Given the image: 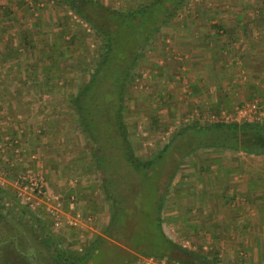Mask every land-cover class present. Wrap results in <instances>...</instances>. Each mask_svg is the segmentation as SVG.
<instances>
[{
	"label": "rangeland",
	"instance_id": "rangeland-1",
	"mask_svg": "<svg viewBox=\"0 0 264 264\" xmlns=\"http://www.w3.org/2000/svg\"><path fill=\"white\" fill-rule=\"evenodd\" d=\"M11 1V7L21 17L20 22L15 23L18 34L22 37L25 29H28L39 52L49 51L57 57L56 72L69 76L68 85L63 86V80L52 79L57 88L52 91L44 88L40 92L36 84L41 79L33 73L27 74L23 68L22 71L15 70L17 63L14 62L0 65V79L8 85L3 87L6 94H0V112L3 113L0 122L19 130L17 148H4L0 143V184L10 189L11 193L18 194L21 203L0 200V264H57L49 246L55 242L60 248L79 254L67 264H129L130 258L137 255L139 257L132 264H168L164 260L147 258L134 247L149 241V237L154 236V227L158 226L155 212L157 215L160 200L157 199L159 195L154 193L157 176L160 177L158 188L161 194L166 193L164 204L158 209L164 232L179 245L196 249L198 243L191 229L192 212H198V205L203 209L204 202L208 200L212 205L214 200L215 206L220 204L217 201H221V198L209 197L216 191L218 196V190L231 191L242 186L245 180L240 175H247L245 170L249 168L244 170L242 165L234 163L244 160L250 164L253 158L256 160L252 163L259 168L260 159L264 157L255 158L220 147L216 142L223 135H216L210 129L205 132L196 129L181 131L183 126L198 119L204 125L212 121L200 107L193 104L189 93L191 88L186 86L185 79L180 82L175 65H170L167 72L161 65L152 63L160 55L157 51L163 43L161 33L154 51L148 52L136 69V78L130 84L129 98L125 102L126 117L129 135L139 158L150 159L168 141L173 139V143L166 156L156 161L144 178L139 177L140 189L135 183L131 187L127 180L133 175L130 171L134 168L124 160L119 140L110 135L106 121L102 119L103 122L98 125L103 140L102 162L110 164L112 169L96 170L93 165V143L77 127L68 97L88 76L83 74L99 54L96 49L99 39L67 6L58 5L54 9L56 14L49 15L51 5L55 4L53 0ZM101 1L113 8L128 9L149 0ZM189 1L192 0L187 3ZM90 8L97 16L99 12ZM260 8L264 10V4ZM185 9H188L187 6L179 14L184 13ZM96 18H99V14ZM172 22L175 29L176 19ZM3 24L7 26L5 22ZM76 29H81L77 40L71 37ZM73 39L77 41V47L70 42ZM63 56L65 61L62 60ZM60 65H65L64 69ZM70 76L79 79L78 84ZM111 81L99 78L92 91V98L103 103L98 108L101 115L106 114L108 109L104 104L110 98L107 96L113 94V88H109ZM11 102L12 108L9 106ZM260 104L264 106V102ZM197 108L199 110L195 112ZM134 174L135 177L139 176L136 172ZM25 175L32 178L41 176L46 182L47 194L35 197L37 205L34 207L24 202L27 197H19V193L25 191L19 179ZM106 177L110 178L109 181L105 180ZM120 185L119 190L123 193L129 194L130 189L134 194L138 193L135 196L137 215L127 219L125 233L119 232L121 236L114 227L111 232L105 230L113 213L112 201L116 203L114 199L108 201V191L117 190ZM72 195L75 196L73 212L68 208ZM55 198L62 203L59 207L62 215L59 227L55 226L47 210L48 206L56 205ZM21 205L28 206L32 212L25 208L28 212L23 213ZM77 214L81 215L77 226H70L67 218ZM184 221L189 222L190 226ZM144 226H147V232L143 230ZM101 236L108 241L98 240L93 246L92 243ZM170 254L189 259L179 249L172 250Z\"/></svg>",
	"mask_w": 264,
	"mask_h": 264
},
{
	"label": "trees",
	"instance_id": "trees-1",
	"mask_svg": "<svg viewBox=\"0 0 264 264\" xmlns=\"http://www.w3.org/2000/svg\"><path fill=\"white\" fill-rule=\"evenodd\" d=\"M11 2V0H0V65L14 62L17 63V66L14 68L15 70L23 68L25 73L30 75L33 73L34 76L41 79L36 84L40 92L44 91V88L50 91L53 88H57L54 87L52 79H57L58 81L63 80V86L68 85L67 78L69 75L67 73L58 74L56 72L55 64L57 57L49 51L39 52V49L32 41L33 38L28 29H25L22 37L18 34L19 31L15 28V23H19L21 17L16 15V10L11 7ZM53 2L55 4H52L53 6L51 5L49 15L51 13L56 14L54 10L56 6L59 5L64 8L67 6L82 23L87 25L86 27H89L94 32L97 39H99L96 41V49L99 51V54L95 62L92 65H88L90 73H87L88 70L84 72L83 76H88L85 77L86 79L81 85H78L77 90L72 92L68 97L71 112L76 117L75 122L77 127L83 130L89 137L91 143H93V165L96 170L107 171L109 168L112 169L110 164L102 162L103 140L98 125L103 122L102 119H105L110 135H113L120 142L124 153V160L131 168H134L130 171L133 175L127 180L130 182L129 186L132 187L135 183L139 188V177L144 178V175L149 169H152L151 167L154 166L156 161L162 160L166 156L173 143V139L168 141L154 157L150 159L139 158L129 135L125 102L129 98L130 84L136 78V69L141 65V60L148 52L154 51L155 43L163 27L169 25L171 20L179 14V11L183 7H188V0H149L139 2L137 7L128 9L113 8L105 5L101 0H53ZM90 7L99 12V18H96L98 17L97 13V16L93 15L94 13L91 12ZM99 19L101 20L99 21ZM4 22L7 26H4ZM58 22L62 28L60 19ZM80 30H74L71 33V37L77 40L76 37ZM74 39L70 42L77 47V41L75 42ZM85 43L86 41L83 44ZM64 53L68 54L67 51H64ZM64 57H62L63 61H65ZM60 66L63 69L65 67V65ZM113 68H115V71L112 70ZM70 78L71 80L75 79L73 76H70ZM99 78L112 80L109 82L111 84L109 88H113V94L107 96L110 98L104 103L108 107L104 115H101L102 113L98 110L100 106H103V103L91 96L95 82ZM78 82L79 79L74 80V83L78 84ZM4 86L5 88L8 87L0 79V94L2 95L6 94V89H3ZM4 102H7V100H4ZM9 106L12 108V102L9 103ZM2 114L0 112V121L3 120ZM201 122L198 119L194 123H188L183 126L181 131L196 129L199 132H205L210 129L215 131L216 135L217 133L223 135L221 138L218 137L219 139L216 142L220 147L233 152H243L248 155L264 157V116H260L259 119L241 122L218 120L207 125ZM12 128L0 122V143H2L4 148L10 149L17 146L19 130ZM134 172L138 173L139 176L135 177ZM109 179L107 177L105 178L106 181H109ZM156 179L154 193H156L155 195H159L157 199L160 200L159 207L157 206V215L155 212L158 226L154 227V236L152 238L149 237V241L141 242L140 245L138 244L134 247H137L139 253L143 256L147 258L153 257L160 261L164 260L168 264H219L217 253L211 259L203 247H200V249L183 247L164 232L163 221L158 209L164 204V195L166 193L164 195L161 194L158 188L160 177L157 176ZM120 188L121 185L118 186L117 190L114 188L108 191L110 193L107 198L108 201L114 199L116 203L112 201L113 213L110 223L105 229L106 232H111L114 227L118 233L121 231L125 233L127 219L133 215H137L138 210L135 203V196L138 193L134 194L133 189H130L129 194L123 193V191L119 190ZM131 195L132 199L130 200ZM0 200L2 202L15 201L21 204L18 199V194L15 192L11 193L10 189L1 184ZM21 206L23 213L28 212L25 209H29L28 206ZM36 219L40 220L37 216ZM143 230L147 232V226H144ZM111 235L113 236V234ZM119 235L121 236L120 233ZM48 238L51 237L49 236ZM105 240L108 241L105 236H101L92 245H96L97 241L101 242ZM49 246L52 249L57 264H67L72 262L74 257L79 256V254H75L70 249L60 248L56 242L50 243ZM174 249H179L180 253L188 256L189 259L172 256L170 253ZM138 257L137 255L130 258L129 264H132Z\"/></svg>",
	"mask_w": 264,
	"mask_h": 264
},
{
	"label": "crops",
	"instance_id": "crops-1",
	"mask_svg": "<svg viewBox=\"0 0 264 264\" xmlns=\"http://www.w3.org/2000/svg\"><path fill=\"white\" fill-rule=\"evenodd\" d=\"M263 1L192 0L162 29L160 55L152 63L167 72L175 65L180 82L185 79L191 88L193 104L207 116L233 114L248 101L264 102ZM255 160L234 163L249 168L240 175L245 180L240 191L218 190L209 197L221 198L220 204L208 200L192 212L196 249L207 248L211 259L217 253L219 264H264V159L259 168Z\"/></svg>",
	"mask_w": 264,
	"mask_h": 264
},
{
	"label": "built area",
	"instance_id": "built-area-1",
	"mask_svg": "<svg viewBox=\"0 0 264 264\" xmlns=\"http://www.w3.org/2000/svg\"><path fill=\"white\" fill-rule=\"evenodd\" d=\"M260 116H264V110L262 111V108L260 107V103L257 100H254L241 104L240 106L237 107V109L233 114H228L226 111L221 112L219 115L211 114L210 120L212 121V123L218 120L241 122L245 120L259 119ZM15 151L18 152L19 150L16 149ZM27 176L30 175L22 176L19 179V183L24 187L25 190L24 192L19 193V197L22 196L21 198L23 199L27 197L28 199L26 201L24 200V202L34 207V205H37V203L35 202L36 200L34 198L37 196H42L43 194H47L46 185H45L46 182L43 180L41 176H37L35 178L27 177ZM25 192H27V194ZM55 200H56L55 201L56 205L48 206L47 210H48V215H50L51 220L54 222L55 226L59 227L61 226L62 223V215L59 211V207L62 206V203L58 201L59 200L58 198H55ZM74 205H75V196L72 195V197L70 198V204H68L69 206L68 208L71 210V212L74 211L75 208ZM80 216H81L80 214H77L74 217L72 216L68 217L67 222L69 223L70 226H77L79 222L78 218Z\"/></svg>",
	"mask_w": 264,
	"mask_h": 264
}]
</instances>
